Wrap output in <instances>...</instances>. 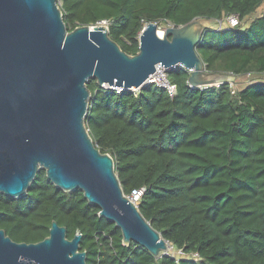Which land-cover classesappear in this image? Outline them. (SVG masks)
<instances>
[{"label":"trees","instance_id":"1","mask_svg":"<svg viewBox=\"0 0 264 264\" xmlns=\"http://www.w3.org/2000/svg\"><path fill=\"white\" fill-rule=\"evenodd\" d=\"M263 2L60 0L69 30L107 20L130 54L149 21L238 17L205 31L196 50L207 69L247 74L249 82L193 87L190 70L178 66L169 72L174 97L155 83L137 93H117L95 78L87 84L85 124L94 142L112 154L126 194L145 188L139 210L183 256L156 258L135 241L125 244L121 228L100 216L82 190L57 187L45 169L25 195L0 193V228L16 241L36 242L55 219L69 238L82 233L87 264H264V13L239 23Z\"/></svg>","mask_w":264,"mask_h":264},{"label":"water","instance_id":"2","mask_svg":"<svg viewBox=\"0 0 264 264\" xmlns=\"http://www.w3.org/2000/svg\"><path fill=\"white\" fill-rule=\"evenodd\" d=\"M226 18L198 16L170 25L147 22L139 50L125 51L104 23L69 30L59 0H0V193L25 195L40 169L65 191L80 189L99 214L156 258L171 243L124 192L115 160L94 142L85 119L95 78L100 86L141 89L157 64L190 70L193 87L235 82L231 73L207 69L196 50L205 31ZM149 85V84H148ZM82 233L52 221L49 235L16 241L0 228V264H87ZM170 244V245H169Z\"/></svg>","mask_w":264,"mask_h":264},{"label":"built area","instance_id":"3","mask_svg":"<svg viewBox=\"0 0 264 264\" xmlns=\"http://www.w3.org/2000/svg\"><path fill=\"white\" fill-rule=\"evenodd\" d=\"M238 17L236 15L230 16V20L232 21V24H236L233 20L237 19ZM100 23H104L108 25L107 20H102ZM155 83L158 86L166 88L168 93L171 97H174L177 93V86L170 80L169 78V68L164 66L163 64H157L155 72L150 76V78L147 80L146 85ZM233 83V82H232ZM104 88L115 90L117 93H121L124 90H132L135 93L138 92L139 89L135 88H126L124 86L119 85H106ZM205 87V86H202ZM200 87V88H202ZM233 93L235 92V89L233 88ZM145 191L144 187H133L131 191L127 194L128 198L133 201L137 206L139 205L141 198L143 196V193Z\"/></svg>","mask_w":264,"mask_h":264},{"label":"rangeland","instance_id":"4","mask_svg":"<svg viewBox=\"0 0 264 264\" xmlns=\"http://www.w3.org/2000/svg\"><path fill=\"white\" fill-rule=\"evenodd\" d=\"M59 3H60V0H59ZM262 13H264V2L262 3V5L260 7H258V9L254 13L250 14L245 19L241 20L239 23H241V24H243L245 26V25H247L249 23V21L253 17H255L257 15H260ZM223 18H226V17H223ZM233 21L237 23L238 22V18L236 20L234 19ZM227 22H228L229 25H225V26H223V28L231 26V25H234V24H232V21L230 20V18H229V20H227ZM170 25L172 26L174 24L172 22H168V21L167 22H163V21L159 22V30H158V32L161 31L160 32L161 36L164 35L165 29L168 26H170ZM229 77L234 79V81H235L234 84L236 83L237 86H239L241 83L244 84V83L249 82L250 80L253 79L252 77H250L247 74H244V75H241V76H235V75L231 74V75L228 76V78ZM168 252L173 254V255H176V256H181V255L183 256L184 255L183 251L181 249L177 248L176 246H174L172 244L170 245V248H169ZM188 256H190V255H188ZM191 256L195 257V258H198V254L197 253H192Z\"/></svg>","mask_w":264,"mask_h":264},{"label":"bare ground","instance_id":"5","mask_svg":"<svg viewBox=\"0 0 264 264\" xmlns=\"http://www.w3.org/2000/svg\"><path fill=\"white\" fill-rule=\"evenodd\" d=\"M161 32V31H160ZM159 32V35H161V33ZM170 245V244H169Z\"/></svg>","mask_w":264,"mask_h":264}]
</instances>
